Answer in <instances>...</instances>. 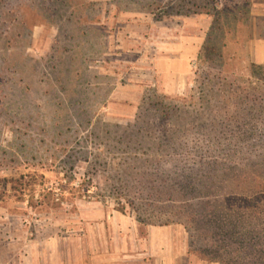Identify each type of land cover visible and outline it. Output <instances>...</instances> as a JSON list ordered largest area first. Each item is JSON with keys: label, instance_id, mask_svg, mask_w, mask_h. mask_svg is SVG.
<instances>
[{"label": "rangeland", "instance_id": "1", "mask_svg": "<svg viewBox=\"0 0 264 264\" xmlns=\"http://www.w3.org/2000/svg\"><path fill=\"white\" fill-rule=\"evenodd\" d=\"M180 1L0 0V264H121L151 225L190 244L184 200L264 226V0H219L221 29ZM177 22L208 28L182 64L156 52Z\"/></svg>", "mask_w": 264, "mask_h": 264}, {"label": "trees", "instance_id": "2", "mask_svg": "<svg viewBox=\"0 0 264 264\" xmlns=\"http://www.w3.org/2000/svg\"><path fill=\"white\" fill-rule=\"evenodd\" d=\"M205 1V4H200L197 0H181L177 5L166 6V11L162 14L190 16L204 13L213 17L214 24L218 25L216 29H221L220 21L225 9H219V0ZM160 7L162 5L158 6ZM228 13H231L230 10ZM164 18L167 17L159 16V19ZM204 48L206 45L202 50ZM141 134L137 133L135 138H142ZM226 201L215 200L214 206L209 199L194 204H190V200L183 201L182 211H176L174 216L178 217L175 222L184 225L191 235L190 252L203 260L220 264H264V226L255 225L250 226L249 230L246 228L243 230L245 223L240 220L234 221L237 220V215H234L236 207L228 208ZM250 205L249 202L245 203V207L251 208ZM238 208L248 210L243 206ZM220 211H223V214H218ZM257 214L259 215L260 211ZM182 216H185V221H182ZM258 218L261 221V217ZM262 223L264 224V216Z\"/></svg>", "mask_w": 264, "mask_h": 264}, {"label": "crops", "instance_id": "3", "mask_svg": "<svg viewBox=\"0 0 264 264\" xmlns=\"http://www.w3.org/2000/svg\"><path fill=\"white\" fill-rule=\"evenodd\" d=\"M203 18L205 20L203 14H194V16H186L184 20L185 22H195L197 20L202 22ZM194 29V34L184 35L185 31L178 24L176 29L169 32L170 39L164 41V43H159L156 48L158 56H168V61L181 64L197 57L204 44L208 28H203V25H201L197 28L194 27ZM169 73L171 74V72ZM184 73V71L176 72L180 80L185 78ZM167 88L179 92L183 89V86H168ZM177 228L175 225L149 226L146 237L137 239L135 250L132 248L130 241L126 242L127 247H124L127 248L126 256H123V263L121 264H220L203 260L190 252L188 240L186 241L182 231V235H178L179 230Z\"/></svg>", "mask_w": 264, "mask_h": 264}]
</instances>
